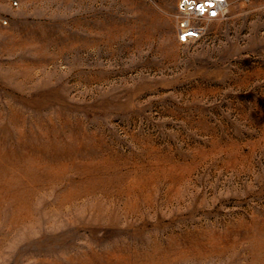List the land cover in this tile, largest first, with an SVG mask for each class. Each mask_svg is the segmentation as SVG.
<instances>
[{
    "label": "rangeland",
    "instance_id": "374dc122",
    "mask_svg": "<svg viewBox=\"0 0 264 264\" xmlns=\"http://www.w3.org/2000/svg\"><path fill=\"white\" fill-rule=\"evenodd\" d=\"M177 2L0 0V264H264V0Z\"/></svg>",
    "mask_w": 264,
    "mask_h": 264
},
{
    "label": "built area",
    "instance_id": "2783aa9c",
    "mask_svg": "<svg viewBox=\"0 0 264 264\" xmlns=\"http://www.w3.org/2000/svg\"><path fill=\"white\" fill-rule=\"evenodd\" d=\"M12 7H18L21 0H7ZM203 6V11L200 7ZM228 8V0H178L176 34L183 44L195 42L203 37L208 22L221 19ZM9 24V18L0 9V26Z\"/></svg>",
    "mask_w": 264,
    "mask_h": 264
},
{
    "label": "snow or ice",
    "instance_id": "6c2138e0",
    "mask_svg": "<svg viewBox=\"0 0 264 264\" xmlns=\"http://www.w3.org/2000/svg\"><path fill=\"white\" fill-rule=\"evenodd\" d=\"M200 10L203 11V6L200 7Z\"/></svg>",
    "mask_w": 264,
    "mask_h": 264
}]
</instances>
